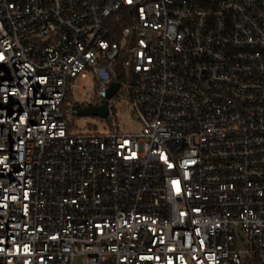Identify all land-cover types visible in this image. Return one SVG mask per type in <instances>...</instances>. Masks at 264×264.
Listing matches in <instances>:
<instances>
[{
    "label": "built area",
    "instance_id": "obj_1",
    "mask_svg": "<svg viewBox=\"0 0 264 264\" xmlns=\"http://www.w3.org/2000/svg\"><path fill=\"white\" fill-rule=\"evenodd\" d=\"M77 260L264 264V0H0V264Z\"/></svg>",
    "mask_w": 264,
    "mask_h": 264
},
{
    "label": "rangeland",
    "instance_id": "obj_2",
    "mask_svg": "<svg viewBox=\"0 0 264 264\" xmlns=\"http://www.w3.org/2000/svg\"><path fill=\"white\" fill-rule=\"evenodd\" d=\"M77 82L82 83L86 88L81 91H74V98L78 101L88 102L91 97L90 87H92V80L90 77L86 79L78 78ZM94 103L97 99L93 100ZM115 122L118 129L122 132L136 131L139 128V124L136 121L135 116L131 113L130 104L125 98H113ZM73 122L71 126V132L76 133L79 131H96L98 133L107 134L112 130V126L101 118L95 115H74L71 118ZM75 264H80V261H75Z\"/></svg>",
    "mask_w": 264,
    "mask_h": 264
},
{
    "label": "water",
    "instance_id": "obj_3",
    "mask_svg": "<svg viewBox=\"0 0 264 264\" xmlns=\"http://www.w3.org/2000/svg\"><path fill=\"white\" fill-rule=\"evenodd\" d=\"M117 88H118V83L114 82L111 84L105 96L106 100L113 95V93L117 90ZM106 100L99 106H88V107L79 109L78 114L105 117L107 114V101Z\"/></svg>",
    "mask_w": 264,
    "mask_h": 264
}]
</instances>
